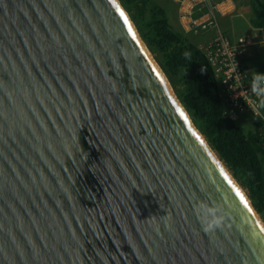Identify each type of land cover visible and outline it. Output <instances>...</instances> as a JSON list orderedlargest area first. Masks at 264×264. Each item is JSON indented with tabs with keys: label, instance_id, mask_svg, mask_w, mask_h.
I'll return each instance as SVG.
<instances>
[{
	"label": "water",
	"instance_id": "1",
	"mask_svg": "<svg viewBox=\"0 0 264 264\" xmlns=\"http://www.w3.org/2000/svg\"><path fill=\"white\" fill-rule=\"evenodd\" d=\"M126 12L0 0V264H264V221Z\"/></svg>",
	"mask_w": 264,
	"mask_h": 264
},
{
	"label": "trees",
	"instance_id": "2",
	"mask_svg": "<svg viewBox=\"0 0 264 264\" xmlns=\"http://www.w3.org/2000/svg\"><path fill=\"white\" fill-rule=\"evenodd\" d=\"M152 56L165 72L192 122L236 181L246 189L264 221V118L253 114L244 132L225 112L226 94L203 51L171 24L156 0H119ZM250 26L264 32V0H249ZM260 68L259 73H263ZM264 115V105L262 107Z\"/></svg>",
	"mask_w": 264,
	"mask_h": 264
},
{
	"label": "rangeland",
	"instance_id": "3",
	"mask_svg": "<svg viewBox=\"0 0 264 264\" xmlns=\"http://www.w3.org/2000/svg\"><path fill=\"white\" fill-rule=\"evenodd\" d=\"M156 1L167 7L171 24L180 28L188 41L200 49L221 36L230 44L242 49L241 63L251 74L259 73L260 68H264V32L250 26L249 0ZM201 22L204 23L199 24ZM230 108L226 102L225 112L237 121L244 132L250 131L254 120L249 114L253 112L251 108L234 107L229 111ZM242 189L247 194L246 189Z\"/></svg>",
	"mask_w": 264,
	"mask_h": 264
},
{
	"label": "built area",
	"instance_id": "4",
	"mask_svg": "<svg viewBox=\"0 0 264 264\" xmlns=\"http://www.w3.org/2000/svg\"><path fill=\"white\" fill-rule=\"evenodd\" d=\"M201 50L226 92V102L231 107L229 111L234 107H247L253 114L264 118L261 108L264 105V73L251 74L248 68H244L241 63L242 49L219 36Z\"/></svg>",
	"mask_w": 264,
	"mask_h": 264
},
{
	"label": "clouds",
	"instance_id": "5",
	"mask_svg": "<svg viewBox=\"0 0 264 264\" xmlns=\"http://www.w3.org/2000/svg\"><path fill=\"white\" fill-rule=\"evenodd\" d=\"M201 210L205 212L201 223L206 232L215 229L222 223L223 217L218 214L220 212L219 209L208 208L206 205H201Z\"/></svg>",
	"mask_w": 264,
	"mask_h": 264
},
{
	"label": "snow or ice",
	"instance_id": "6",
	"mask_svg": "<svg viewBox=\"0 0 264 264\" xmlns=\"http://www.w3.org/2000/svg\"><path fill=\"white\" fill-rule=\"evenodd\" d=\"M121 15H122V16L124 15L123 12H121ZM125 23H127V19H126V18H125ZM129 31H130V32L132 31L131 27H129ZM236 192H237V195L240 196V199H241L242 201H244V196L239 192L238 189L236 190ZM245 206H247V202H246V201H245Z\"/></svg>",
	"mask_w": 264,
	"mask_h": 264
},
{
	"label": "bare ground",
	"instance_id": "7",
	"mask_svg": "<svg viewBox=\"0 0 264 264\" xmlns=\"http://www.w3.org/2000/svg\"><path fill=\"white\" fill-rule=\"evenodd\" d=\"M212 152H213V151H212ZM213 154H214L215 158L217 159V156L215 155V153H213ZM218 162L220 163V165L222 166V168H224V170H226L225 167L223 166V164L221 163V161L218 160ZM229 174H230V173H228V175H229Z\"/></svg>",
	"mask_w": 264,
	"mask_h": 264
}]
</instances>
